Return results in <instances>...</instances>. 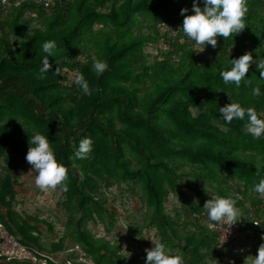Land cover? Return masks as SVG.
I'll return each instance as SVG.
<instances>
[{
  "label": "trees",
  "instance_id": "16d2710c",
  "mask_svg": "<svg viewBox=\"0 0 264 264\" xmlns=\"http://www.w3.org/2000/svg\"><path fill=\"white\" fill-rule=\"evenodd\" d=\"M192 4L54 0L46 9L41 0H0V170L5 172L0 223L20 244L47 257L48 264H88L80 257L93 264H146L145 250L156 241L184 264H226L234 256L209 227L203 209L207 189L211 196L235 199L240 223L252 227L258 245L264 244V199L249 192L264 179V137L254 139L244 121L226 123L219 112L239 103L264 119V79L258 67L264 64V0H248L247 27L240 34L227 41L217 37V47L208 45L204 51L181 30V9L191 10ZM46 41H55L58 52L45 75L40 69ZM162 42L166 53L160 50ZM152 47L157 48L153 61L147 54ZM245 54L253 57L249 83L225 85L220 73L231 68V59ZM94 58L107 61L103 75L93 71ZM57 68L61 76L53 74ZM79 74L89 82L91 95L75 84ZM257 87L258 96L253 95ZM34 131L48 136L69 170L68 191L57 190L65 197L68 227L83 249L80 256L68 254L64 240L47 249L33 219L13 209L19 195L15 173L28 163ZM86 137L93 140V151L87 159H77ZM119 182L136 190L150 209L143 226L128 235L140 245L137 252L85 227L89 220H100L110 233L114 220L100 191ZM187 189L199 203L183 201L180 222L164 204L171 194L182 199ZM0 264L30 263L2 258Z\"/></svg>",
  "mask_w": 264,
  "mask_h": 264
},
{
  "label": "clouds",
  "instance_id": "9594fccd",
  "mask_svg": "<svg viewBox=\"0 0 264 264\" xmlns=\"http://www.w3.org/2000/svg\"><path fill=\"white\" fill-rule=\"evenodd\" d=\"M189 11L192 12L191 15H188ZM248 12V0H193L191 10L181 9L180 15L184 17L181 30L184 36L195 45L200 46L202 51L208 45L216 48L217 37H223L226 41L230 38L234 39L247 27ZM42 50L45 55L40 72L46 75L52 68L49 59L57 55V44L55 41H46L42 45ZM252 63L251 54L231 59V68L220 73L224 84L236 87H239L242 82L248 84L250 78L247 77V74ZM258 67L261 69V77L264 79V64H260ZM92 68L96 75L100 76L108 70L109 65L106 60L94 58ZM53 74L61 76L60 68H57ZM75 84L84 95L92 94L89 82L83 74L76 76ZM253 95H260L258 87L253 89ZM219 112L226 123L230 124L233 120L244 121L245 131L254 139L264 137V119L258 116L255 108H245L239 103H230L219 108ZM28 142L30 147L25 159L36 173V186L43 192L58 188L67 192L69 170L57 159L52 147L53 143H50L48 136L34 131ZM93 144L90 137L82 139L75 154L76 158L87 159L93 151ZM253 191L258 194L259 198L264 199V179L254 186ZM203 209L206 210L210 228L227 225L229 232L233 225L242 220L241 209L237 207V201L230 196H212L204 204ZM153 244L151 249L145 250L147 253L146 264H184L181 256L170 254L164 242L156 241ZM249 259H251V264H264V244H261L255 257H249L246 261Z\"/></svg>",
  "mask_w": 264,
  "mask_h": 264
},
{
  "label": "rangeland",
  "instance_id": "374dc122",
  "mask_svg": "<svg viewBox=\"0 0 264 264\" xmlns=\"http://www.w3.org/2000/svg\"><path fill=\"white\" fill-rule=\"evenodd\" d=\"M264 15V12L261 13ZM160 50L163 53L167 52L166 42L159 44ZM147 54L151 61L157 56V48L152 47L147 49ZM193 114L198 116L196 110H193ZM142 135H144L142 133ZM3 169L0 170V189L3 188L1 180L4 178ZM35 171L29 163L23 165L15 173V178L18 184L15 185L14 189L18 191L19 195L16 196V205L14 210L20 213H25L33 220V227H36L40 232V240L47 249L54 248L55 244H59L64 240V247L68 251L76 252L75 256H80L82 254V247L75 241L71 229L68 227L69 214L63 207L65 197L60 191L49 190L48 192L41 191L35 184ZM20 185V186H19ZM129 184L119 182L115 183L110 189L102 188L100 191L103 193L104 197L107 199V209L111 213L110 217L114 220V226L111 227L110 233H107L105 226L100 220L95 223L89 220L85 227L91 231V233L98 237H105L108 241L113 244H119L125 250L129 251H139L140 245L134 244L128 238L131 233L132 228L141 227L145 221L146 215L149 213V208L140 200L136 190H131L128 187ZM136 188V187H135ZM251 194L258 195L253 190L249 191ZM208 195L205 193L206 199L210 200L212 198L210 190L207 189ZM215 196V195H214ZM192 201V205L199 203L196 200L195 193L192 190H185L182 199L176 195H170L168 200L165 202L164 206L167 212L178 221L182 222L184 220L183 210L181 208V203L186 201ZM184 201V202H183ZM176 210V212H175ZM262 210L264 211V204ZM177 213L180 217L178 218ZM97 212L95 219H98ZM109 224L112 220L108 218ZM51 225V228L47 226ZM38 231L35 234H38ZM135 234H133L134 237ZM153 239V240H152ZM154 241V238L151 237ZM245 254L237 259L235 264H251V259L246 261L249 257H255L258 254L259 245L257 242L249 241L247 244ZM142 251V250H140ZM64 255V254H63ZM226 264L229 263V258L226 259Z\"/></svg>",
  "mask_w": 264,
  "mask_h": 264
},
{
  "label": "built area",
  "instance_id": "2783aa9c",
  "mask_svg": "<svg viewBox=\"0 0 264 264\" xmlns=\"http://www.w3.org/2000/svg\"><path fill=\"white\" fill-rule=\"evenodd\" d=\"M41 2L46 9H49L54 0H41ZM210 229L217 233L222 246H228L230 248V251L234 256L233 258H229L230 264H235L236 260L240 259L245 254L249 241L257 242L255 230L246 223L233 225L229 232L227 225L222 227H212ZM261 239L264 242V235L261 236ZM2 258L9 261H26L30 264H48L49 261L47 257H38L33 251H30L20 244V242L8 232L4 224L0 223V259ZM79 260L81 262L93 264L91 261L83 257H80Z\"/></svg>",
  "mask_w": 264,
  "mask_h": 264
}]
</instances>
